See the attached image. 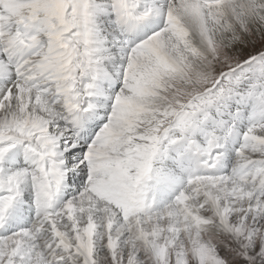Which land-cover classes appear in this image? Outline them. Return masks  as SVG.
Returning a JSON list of instances; mask_svg holds the SVG:
<instances>
[{"label":"snow or ice","instance_id":"obj_1","mask_svg":"<svg viewBox=\"0 0 264 264\" xmlns=\"http://www.w3.org/2000/svg\"><path fill=\"white\" fill-rule=\"evenodd\" d=\"M0 264H264V0H0Z\"/></svg>","mask_w":264,"mask_h":264}]
</instances>
